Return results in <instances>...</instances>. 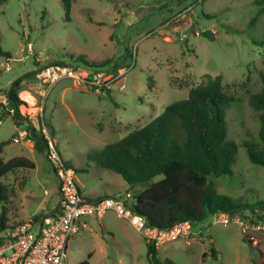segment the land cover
Masks as SVG:
<instances>
[{
	"label": "rangeland",
	"instance_id": "rangeland-1",
	"mask_svg": "<svg viewBox=\"0 0 264 264\" xmlns=\"http://www.w3.org/2000/svg\"><path fill=\"white\" fill-rule=\"evenodd\" d=\"M194 1L75 0L69 20L61 0L0 5V46L11 54L10 59L0 56V143L8 142L1 156L8 160L24 154L35 163L34 170L1 179L0 215L4 206L10 207L2 197L10 198L15 179H26L21 202L15 203L20 216H28L44 198L49 206L57 202L58 182L45 153L31 155L22 151V143L13 142L22 131L25 141L30 126L41 125L50 135L53 129L51 136L64 162L75 170L83 195H136L147 183L131 189L121 175L98 164L97 154L187 98L189 89L204 84L207 75H220L226 93L235 99L225 112L228 139L238 144V152L232 176L211 179L218 194L242 205L239 214L264 217V166L253 164L244 147L260 146V112L250 107L249 98L264 88V0ZM29 43L32 54L22 51ZM84 61L96 63L94 70L127 71L121 80L125 89L114 84L98 95L73 79L42 87L37 76L42 66L59 62L78 73L87 68ZM29 71L34 74L22 81L18 94L24 119L15 121L3 103L5 90ZM23 91L32 94L34 105ZM29 191L35 198L25 196ZM81 220L88 227L71 239L65 264H148L147 239L114 212L101 220ZM213 220L207 215L193 226L190 238L159 245L157 258L173 264H264L258 250L264 254V231L244 232L237 224Z\"/></svg>",
	"mask_w": 264,
	"mask_h": 264
},
{
	"label": "trees",
	"instance_id": "trees-1",
	"mask_svg": "<svg viewBox=\"0 0 264 264\" xmlns=\"http://www.w3.org/2000/svg\"><path fill=\"white\" fill-rule=\"evenodd\" d=\"M8 1L0 0V5ZM61 1L69 20L75 0ZM197 2L195 0L194 4ZM0 56L11 58V54L3 51L1 46ZM84 64L91 68L97 65L89 61H84ZM31 74L34 71L14 79L5 90L9 108L14 110L15 121L24 119L19 111L24 103L18 94L22 81ZM262 80L264 85V76ZM234 100L233 96L226 93L220 75H207L204 84L189 89L187 98L168 105L161 115L147 125L131 130L124 138L106 145L97 154L98 164L121 175L131 189L140 183L149 184L127 203L133 212L145 219L148 226L169 229L186 220L194 226L207 215L221 211L235 214L241 209L242 205L238 201L218 194L211 179L233 174L238 144L228 139L225 109ZM249 105L260 112V146L256 149L250 143H245L244 147L253 164L264 166V88L250 96ZM51 135L54 136L53 129ZM29 136L34 141L35 148L45 152L47 156L48 145L41 125L39 129L30 126ZM7 143H0V181L18 170L35 168V163L24 156L5 160L1 153ZM158 176L161 179L155 181ZM105 197L107 196L98 199ZM2 198L9 204L7 196ZM9 210L8 206H4L2 210L0 232L16 227L8 223ZM248 242L252 247L255 246L253 241ZM258 250L263 257V251ZM211 251L215 256L213 247ZM91 257L90 254L89 259ZM147 261L148 264H173L159 260L157 247L151 242H147Z\"/></svg>",
	"mask_w": 264,
	"mask_h": 264
},
{
	"label": "built area",
	"instance_id": "built-area-1",
	"mask_svg": "<svg viewBox=\"0 0 264 264\" xmlns=\"http://www.w3.org/2000/svg\"><path fill=\"white\" fill-rule=\"evenodd\" d=\"M203 1L198 0L199 3ZM22 51L32 54V44L29 43L27 49ZM87 68L82 66L76 73L70 65L54 62L39 68L37 76L42 87L47 86L50 89L63 79H73L75 84H80L85 90L98 95L109 92L114 84H119L120 90L125 89V84L121 80L127 71L115 72L113 67L105 70H94L88 66ZM8 70L10 67L5 68V71ZM3 103L8 105L7 98ZM9 112L13 114L14 110L9 108ZM42 134L48 145V162L59 182L61 196L59 209L39 220L32 219L14 228L3 230L0 236V264H65L69 242L78 234L81 227L86 225L80 224L81 218L88 216L101 220L109 212H114L156 246L179 238H190L193 235V226L188 220L169 229L148 226L142 216L127 206V203L134 199L129 191L123 195H112L97 200L83 196L74 181L75 170L62 159L55 139L47 128H42ZM26 135V132H22L19 137L13 139V142L19 143ZM213 217L214 223L237 224L244 232L264 231V217L244 218L239 213L222 211L213 214Z\"/></svg>",
	"mask_w": 264,
	"mask_h": 264
},
{
	"label": "crops",
	"instance_id": "crops-1",
	"mask_svg": "<svg viewBox=\"0 0 264 264\" xmlns=\"http://www.w3.org/2000/svg\"><path fill=\"white\" fill-rule=\"evenodd\" d=\"M165 40H168L169 41L170 40V37L169 36H166L165 37ZM24 92L25 91H23L22 93H24ZM25 93H27L32 98V100H33L32 105H34L35 100H34L32 94L31 93H28V92H25ZM41 95H42V93H41ZM22 132H26V131H22ZM19 143H22V151L23 152L30 153L31 155H34L35 152H40V151H38L35 148L34 141L31 140L30 138L27 139V140H25V141H20ZM43 153H45V152H43ZM45 155H46V153H45ZM20 156H24V157H26V158H28L30 160L32 159L29 156H26L24 154H22ZM34 169H32V170H34ZM21 170H28V169H21ZM18 171H20V170H18ZM53 173H54V171H53ZM55 178H56V176H55ZM56 180H57V178H56ZM57 182H58V180H57ZM25 184H26V179L25 178L15 179V181L13 182V185H11L10 188H9L13 192L10 195V198L8 199L9 200V204H10V207L9 208L11 210V212L9 210V212L11 214V216H10L11 218L7 217V219L9 221L8 223H9L10 226H12V225L18 226V225H21L23 223H26V222H28L29 220H32V219L39 220L40 218L44 217L47 214H52V213L57 212L58 209H59V204H60V201H61V196L59 194V182H58L57 202L55 204H51L49 206V202L50 201L48 199L44 198V199H42L39 202V204L36 207L32 208V212L28 216H26V217L20 216V209L16 206L15 203H17L18 201L21 202V199H22V197H21V191L25 190ZM148 186H149V184L147 183L145 185V188H147ZM46 194L48 195V192ZM25 196L27 198H29V199L35 198L34 197V194L32 193V191H29V194L28 195H25ZM83 196H85V195H83ZM102 196H110V195L106 194V195H101V196H97V197H93V198H89L87 196H85V197L88 198V199H90V200H95V199H98L99 197H102ZM82 223H85L86 225H85V227L82 226L81 229H84V228H87L88 227V224H87L86 220L85 221H82L81 220V223L80 224H82ZM103 228L104 229H107L104 223H103ZM81 229H80V231H81ZM79 232H78V234H79ZM156 247H157V250H158L159 246H156Z\"/></svg>",
	"mask_w": 264,
	"mask_h": 264
},
{
	"label": "bare ground",
	"instance_id": "bare-ground-1",
	"mask_svg": "<svg viewBox=\"0 0 264 264\" xmlns=\"http://www.w3.org/2000/svg\"><path fill=\"white\" fill-rule=\"evenodd\" d=\"M24 95H25V94H24ZM27 96H28V95H27ZM28 98H29V100H28V101H29L30 103H33V100H32V98H31V97H28ZM28 98H27V99H28Z\"/></svg>",
	"mask_w": 264,
	"mask_h": 264
}]
</instances>
